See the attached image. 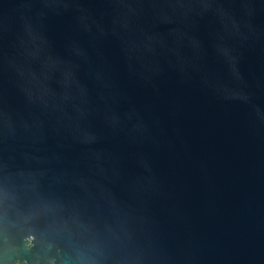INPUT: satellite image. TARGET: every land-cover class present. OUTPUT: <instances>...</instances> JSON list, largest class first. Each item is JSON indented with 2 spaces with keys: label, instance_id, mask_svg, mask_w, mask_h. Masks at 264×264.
I'll list each match as a JSON object with an SVG mask.
<instances>
[{
  "label": "water",
  "instance_id": "water-1",
  "mask_svg": "<svg viewBox=\"0 0 264 264\" xmlns=\"http://www.w3.org/2000/svg\"><path fill=\"white\" fill-rule=\"evenodd\" d=\"M264 264V0H0V264Z\"/></svg>",
  "mask_w": 264,
  "mask_h": 264
},
{
  "label": "rangeland",
  "instance_id": "rangeland-1",
  "mask_svg": "<svg viewBox=\"0 0 264 264\" xmlns=\"http://www.w3.org/2000/svg\"><path fill=\"white\" fill-rule=\"evenodd\" d=\"M17 264H22V263H17Z\"/></svg>",
  "mask_w": 264,
  "mask_h": 264
},
{
  "label": "built area",
  "instance_id": "built-area-1",
  "mask_svg": "<svg viewBox=\"0 0 264 264\" xmlns=\"http://www.w3.org/2000/svg\"><path fill=\"white\" fill-rule=\"evenodd\" d=\"M17 264V263H16ZM23 264V263H22Z\"/></svg>",
  "mask_w": 264,
  "mask_h": 264
}]
</instances>
